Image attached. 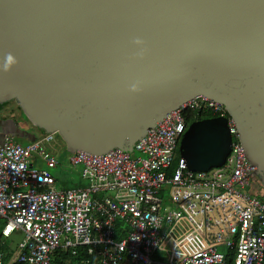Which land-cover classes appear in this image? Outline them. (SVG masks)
Listing matches in <instances>:
<instances>
[{
	"label": "water",
	"instance_id": "1",
	"mask_svg": "<svg viewBox=\"0 0 264 264\" xmlns=\"http://www.w3.org/2000/svg\"><path fill=\"white\" fill-rule=\"evenodd\" d=\"M200 96L226 108L264 178V0H0V103L17 100L69 153L132 152ZM232 142L228 118L207 117L180 152L205 171Z\"/></svg>",
	"mask_w": 264,
	"mask_h": 264
},
{
	"label": "built area",
	"instance_id": "2",
	"mask_svg": "<svg viewBox=\"0 0 264 264\" xmlns=\"http://www.w3.org/2000/svg\"><path fill=\"white\" fill-rule=\"evenodd\" d=\"M190 111L228 118L233 142L221 166L192 170L181 156L175 167ZM55 136L47 133L28 145L10 133L0 139L2 233L27 235L9 264H52L56 249L81 245L96 253L92 264H228L231 251L233 264H264V198L246 191L257 166L222 104L202 96L189 100L149 128L132 152L70 154L88 185L58 189L49 169L30 167L34 152L50 168L59 165L43 147ZM3 258L1 253L0 264Z\"/></svg>",
	"mask_w": 264,
	"mask_h": 264
},
{
	"label": "rangeland",
	"instance_id": "3",
	"mask_svg": "<svg viewBox=\"0 0 264 264\" xmlns=\"http://www.w3.org/2000/svg\"><path fill=\"white\" fill-rule=\"evenodd\" d=\"M8 121L12 124L11 127H13L12 131H9V133L13 135L14 139L17 142L23 145H28L35 141L33 140L32 136L36 135L37 138L42 139V137L47 134L45 130L34 125L29 120L24 110L14 99L8 102L0 103V122L2 123V125L0 126V131L4 132V130H8L7 127L3 126V124H8ZM14 123L18 125L16 129H14ZM43 147L45 148L46 153L57 158V160L59 161V165L57 167L50 168L47 165V161L43 157V155L34 152L30 157L31 168L49 169L51 173L56 177V187L58 189L72 186L75 181H81L83 185L89 184L88 179L82 177V166H74L70 163L69 157L71 153L68 152L66 142L59 134L56 133L55 139L51 142L44 141ZM136 154L137 152L134 153V155ZM180 157L181 152L179 145L175 156V167L177 166ZM246 191L249 192L252 196L264 198V178L260 173H254L251 175V185H248L246 187ZM164 199L167 205L171 203L172 197L169 189L166 190ZM164 208L165 207L163 206V212ZM5 223L6 219H0V230L5 226ZM118 225L121 226L123 225V223L118 222ZM9 239L10 243L13 246H18L20 243L27 239V235L22 231L16 230ZM219 250L223 251L224 247H219Z\"/></svg>",
	"mask_w": 264,
	"mask_h": 264
},
{
	"label": "trees",
	"instance_id": "4",
	"mask_svg": "<svg viewBox=\"0 0 264 264\" xmlns=\"http://www.w3.org/2000/svg\"><path fill=\"white\" fill-rule=\"evenodd\" d=\"M17 103L18 101L15 100ZM19 104V103H18ZM210 114H203L196 116L193 112H188L186 117L191 123L197 119H203L210 117ZM73 154V153H71ZM81 181H75L71 188L74 186H82ZM4 228V227H3ZM3 228L0 230V254L3 253V264H9L15 257L16 252L19 249L18 246H13L10 243V237H5L2 233ZM91 246L81 245L74 248H58L52 253V264H92L97 259L96 253L90 252ZM234 252L231 251L228 254V264H233ZM127 264V262H125ZM124 263V264H125ZM12 264H27L15 260Z\"/></svg>",
	"mask_w": 264,
	"mask_h": 264
},
{
	"label": "clouds",
	"instance_id": "5",
	"mask_svg": "<svg viewBox=\"0 0 264 264\" xmlns=\"http://www.w3.org/2000/svg\"><path fill=\"white\" fill-rule=\"evenodd\" d=\"M16 63V60L15 58L11 55V54H8L6 56V61H5V64H4V67H3V70L5 72L9 71L11 66L14 65Z\"/></svg>",
	"mask_w": 264,
	"mask_h": 264
},
{
	"label": "flooded vegetation",
	"instance_id": "6",
	"mask_svg": "<svg viewBox=\"0 0 264 264\" xmlns=\"http://www.w3.org/2000/svg\"><path fill=\"white\" fill-rule=\"evenodd\" d=\"M13 112H14V110H13ZM1 123V122H0ZM15 124V123H14ZM2 125V123L0 124V126ZM11 123L8 121V124H3V126H5V127H7L8 128V130H4V131H7V132H5V133H2V135H4V134H6V133H9V131L11 132L12 131V128L13 127H11ZM18 125H16L15 124V127H14V129H16V127H17ZM14 131V130H13ZM1 135V134H0ZM33 137V139H34V136H32Z\"/></svg>",
	"mask_w": 264,
	"mask_h": 264
},
{
	"label": "crops",
	"instance_id": "7",
	"mask_svg": "<svg viewBox=\"0 0 264 264\" xmlns=\"http://www.w3.org/2000/svg\"><path fill=\"white\" fill-rule=\"evenodd\" d=\"M2 133H5V131L4 132L0 131V134H1L0 139L3 137Z\"/></svg>",
	"mask_w": 264,
	"mask_h": 264
}]
</instances>
